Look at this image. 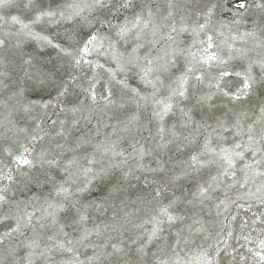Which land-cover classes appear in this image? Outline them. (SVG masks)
Segmentation results:
<instances>
[{"label":"snow or ice","instance_id":"snow-or-ice-1","mask_svg":"<svg viewBox=\"0 0 264 264\" xmlns=\"http://www.w3.org/2000/svg\"><path fill=\"white\" fill-rule=\"evenodd\" d=\"M0 264H264V0H0Z\"/></svg>","mask_w":264,"mask_h":264},{"label":"trees","instance_id":"trees-1","mask_svg":"<svg viewBox=\"0 0 264 264\" xmlns=\"http://www.w3.org/2000/svg\"><path fill=\"white\" fill-rule=\"evenodd\" d=\"M252 211H257V208H253ZM238 212H239V216H241V217H239L237 222L235 223V227L237 229V234L239 232L241 222L244 219L251 217V215H252V212L248 211L247 209H243V208H241Z\"/></svg>","mask_w":264,"mask_h":264},{"label":"rangeland","instance_id":"rangeland-1","mask_svg":"<svg viewBox=\"0 0 264 264\" xmlns=\"http://www.w3.org/2000/svg\"><path fill=\"white\" fill-rule=\"evenodd\" d=\"M239 210H240V209H239ZM233 214H237L235 210H234ZM239 217H241V216H239V212H238L237 220H238ZM237 220H236V222H237ZM236 222H235V223H236Z\"/></svg>","mask_w":264,"mask_h":264},{"label":"bare ground","instance_id":"bare-ground-1","mask_svg":"<svg viewBox=\"0 0 264 264\" xmlns=\"http://www.w3.org/2000/svg\"><path fill=\"white\" fill-rule=\"evenodd\" d=\"M243 209H247V208L245 207V208H243Z\"/></svg>","mask_w":264,"mask_h":264}]
</instances>
